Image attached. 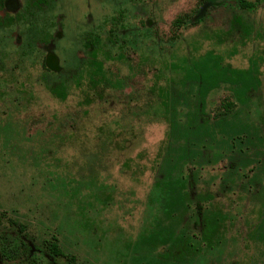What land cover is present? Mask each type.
I'll return each mask as SVG.
<instances>
[{
	"label": "rangeland",
	"instance_id": "374dc122",
	"mask_svg": "<svg viewBox=\"0 0 264 264\" xmlns=\"http://www.w3.org/2000/svg\"><path fill=\"white\" fill-rule=\"evenodd\" d=\"M5 1L2 232L39 247L57 241L68 256L58 264L73 256L78 264H264V3L242 19L232 18L240 10L219 12L176 28L183 3L172 0H54L43 9L19 0L16 11ZM95 36L101 43L91 51L85 44ZM51 53L56 67L47 63ZM210 53L225 78L257 65L260 84L245 105L228 81L208 94L206 114L217 133L192 161L181 128L188 108L174 103L175 127L165 108L184 93L175 68ZM229 103L233 124L249 129L243 150L213 128ZM167 184L186 185L192 207L219 215L217 232L200 238L196 231L187 255H167L153 237L164 224L159 193ZM15 253L0 255V264L16 263Z\"/></svg>",
	"mask_w": 264,
	"mask_h": 264
},
{
	"label": "trees",
	"instance_id": "16d2710c",
	"mask_svg": "<svg viewBox=\"0 0 264 264\" xmlns=\"http://www.w3.org/2000/svg\"><path fill=\"white\" fill-rule=\"evenodd\" d=\"M177 25H182L181 21H177ZM47 63L53 64L52 67H56L54 62L47 61ZM175 69L183 74L182 87L184 93H181L177 100L172 98V104L169 108H165V111L168 113L170 111L173 114L170 115V118L173 119L171 123L175 127L178 122L174 120L175 115H177L175 114L177 110L174 109V103L178 102V104L188 108L186 120L181 128L187 143V153L184 156L193 161L196 156L200 157L202 155L199 150L201 142L205 141V138H208L212 133H217V131L210 129V121L205 115V97L211 90L217 88L221 81H228L238 85L235 92L237 100L245 105L250 101L248 94L260 84L259 68L255 65L247 70H233L231 77L225 78L220 58L210 53L201 60L189 61L185 58ZM234 107V103H229L226 106L225 113L219 114L214 119L213 128L224 132L223 134L231 142L229 143L231 149L238 146L239 150H242L246 138H248L249 129L242 124L241 126L233 124V119L236 117L233 118L231 115L237 113L234 111ZM173 157L166 156L167 162L175 163ZM189 189L184 184H167L164 192L159 193L164 224L159 225L158 232L153 237L160 239L162 242L160 245L168 248L167 255L174 253L182 256L187 255L195 244L192 238L197 236L196 231H199L200 238L212 237L217 232L218 223L220 222L219 215L202 205L197 208L192 207V194ZM200 199L202 197L199 196L197 198L199 204ZM5 218L6 216L0 213V235H12V233L2 232L1 228ZM262 228H264V221ZM53 246L55 253L61 252L56 244Z\"/></svg>",
	"mask_w": 264,
	"mask_h": 264
},
{
	"label": "flooded vegetation",
	"instance_id": "af4514ba",
	"mask_svg": "<svg viewBox=\"0 0 264 264\" xmlns=\"http://www.w3.org/2000/svg\"><path fill=\"white\" fill-rule=\"evenodd\" d=\"M136 1V0H135ZM145 1V0H144ZM174 3H183V11H181L180 17L174 21V25H177V21H181L182 25H177L176 28L189 27L201 23L203 20L210 18L217 13H230L232 11L240 10V14L232 13L236 19H242L243 11L254 9L258 4L264 3V0H172ZM167 2V0H164ZM51 3L55 4L54 0H32V4L43 9L49 6ZM20 8L19 0H6L5 9L8 11H16ZM56 14V13H54ZM123 14V13H121ZM183 22V23H182ZM176 23V24H175ZM93 38V35L90 34ZM90 37H88L89 39ZM90 44L85 46L91 51L94 50L95 45L101 43L100 38L95 36V43L90 39ZM49 60L54 62L57 66V56L51 53L47 57ZM53 66V64H50ZM216 89V88H215ZM214 90V89H213ZM212 91V90H211ZM210 91V92H211ZM209 92V93H210ZM208 93V94H209ZM208 96V95H207ZM207 96L205 99H207ZM225 113V109L224 112ZM222 113V114H223ZM205 115L206 114V101H205ZM246 143V142H245ZM244 143V145H245ZM239 145V144H236ZM243 150V149H242ZM56 240V239H55ZM56 244L57 248L61 251L55 253L53 251V245ZM10 250L16 252L14 255L17 257L16 263L12 264H58V257H67L65 253L59 248L57 241L45 243L43 247H39L34 241L28 239L22 235H0V255L2 258L6 257V251ZM70 264H78L75 257L69 259Z\"/></svg>",
	"mask_w": 264,
	"mask_h": 264
},
{
	"label": "water",
	"instance_id": "95a60500",
	"mask_svg": "<svg viewBox=\"0 0 264 264\" xmlns=\"http://www.w3.org/2000/svg\"><path fill=\"white\" fill-rule=\"evenodd\" d=\"M252 1H255V0H252Z\"/></svg>",
	"mask_w": 264,
	"mask_h": 264
}]
</instances>
